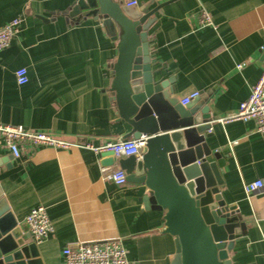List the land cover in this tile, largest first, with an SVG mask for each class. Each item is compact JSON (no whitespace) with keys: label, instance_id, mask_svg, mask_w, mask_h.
<instances>
[{"label":"crops","instance_id":"1","mask_svg":"<svg viewBox=\"0 0 264 264\" xmlns=\"http://www.w3.org/2000/svg\"><path fill=\"white\" fill-rule=\"evenodd\" d=\"M76 0H0V26L19 18V33L0 53V125L51 133L77 145L123 140L128 127L117 120L109 92L117 51L101 25L71 20L64 13ZM122 7L133 0H116ZM156 14L153 64L173 78V95L199 96L186 107L208 105L212 137L207 145L225 161L221 197L246 226L235 248L237 264H264V137L252 121L218 123L234 113L259 79L264 63V0H135ZM205 11L213 26L199 28ZM237 65H243L237 69ZM28 81L18 85L15 71ZM213 158H210L212 161ZM82 148H36L14 159L0 138V210L23 234L24 220L37 206L46 209L53 233L36 244L28 264H61L62 250L75 243L119 238L135 264H171L174 238L163 233L162 213L146 210L141 184L114 185ZM262 181L247 195L244 186ZM32 242V241H29Z\"/></svg>","mask_w":264,"mask_h":264},{"label":"water","instance_id":"2","mask_svg":"<svg viewBox=\"0 0 264 264\" xmlns=\"http://www.w3.org/2000/svg\"><path fill=\"white\" fill-rule=\"evenodd\" d=\"M166 4L132 10L116 0H76L64 14L98 22L115 42L109 92L117 120L129 129L122 139L145 138L141 161L127 157L118 166L127 183L146 188L144 208L162 213L163 233L175 241L171 264H237L235 248L246 226L221 197L225 161L207 145L210 109L204 102L180 106L173 78L153 64L155 14ZM100 160L114 165L111 154ZM6 212L0 210V264H28L37 257L36 244Z\"/></svg>","mask_w":264,"mask_h":264},{"label":"built area","instance_id":"3","mask_svg":"<svg viewBox=\"0 0 264 264\" xmlns=\"http://www.w3.org/2000/svg\"><path fill=\"white\" fill-rule=\"evenodd\" d=\"M127 7L137 6L135 0L126 4ZM199 28L213 26L211 17L205 11H201L197 17ZM21 20L12 19L8 23L0 26V53L6 50L15 36L19 33ZM264 54V48L261 49ZM243 65H237L241 69ZM15 81L18 85H25L28 81L27 72L20 68L14 73ZM199 96L198 92H193L181 99L182 106H186L191 100ZM252 121L256 125V131L264 137V63L257 82L252 86L249 96L239 104L238 109L226 117L217 120L218 123L227 124L233 122ZM0 138L4 147L11 153L14 159H19L22 154H31L36 148H52L55 150H67L70 148H82L93 152L95 155L104 156L111 154L113 160L118 162L127 157H133L136 162L141 161V149L145 145V138L139 140H118L107 142L98 146L77 145L65 141L51 133L34 132L19 126L0 125ZM107 178L116 186L126 183V175L123 170L116 166L111 170ZM263 188L262 181L244 186L247 195L258 192ZM26 230L31 236L32 242L39 244L46 240L52 233L53 227L48 218L46 209L42 206L32 208L24 220ZM61 264H135L127 259L124 243L121 239H109L105 241H95L91 243H75L65 246L62 250Z\"/></svg>","mask_w":264,"mask_h":264}]
</instances>
